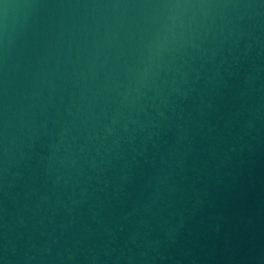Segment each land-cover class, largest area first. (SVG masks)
I'll return each instance as SVG.
<instances>
[{"label":"water","instance_id":"1","mask_svg":"<svg viewBox=\"0 0 264 264\" xmlns=\"http://www.w3.org/2000/svg\"><path fill=\"white\" fill-rule=\"evenodd\" d=\"M0 264H264V0H0Z\"/></svg>","mask_w":264,"mask_h":264}]
</instances>
